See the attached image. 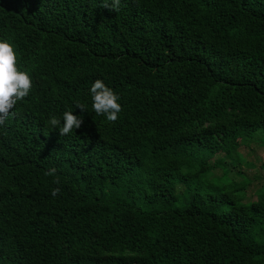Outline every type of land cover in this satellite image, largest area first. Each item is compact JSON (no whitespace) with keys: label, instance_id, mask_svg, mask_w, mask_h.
Listing matches in <instances>:
<instances>
[{"label":"trees","instance_id":"16d2710c","mask_svg":"<svg viewBox=\"0 0 264 264\" xmlns=\"http://www.w3.org/2000/svg\"><path fill=\"white\" fill-rule=\"evenodd\" d=\"M104 3L0 0L32 78L0 125V264H264V161L249 201L225 165L264 145V0ZM96 79L115 123L91 108ZM69 110L83 123L61 136L47 121Z\"/></svg>","mask_w":264,"mask_h":264},{"label":"clouds","instance_id":"9594fccd","mask_svg":"<svg viewBox=\"0 0 264 264\" xmlns=\"http://www.w3.org/2000/svg\"><path fill=\"white\" fill-rule=\"evenodd\" d=\"M121 0H107L103 4L104 8L110 11H119ZM32 89V78L27 71H21L17 67V56L14 47L6 40H0V125L12 113L18 101L24 100ZM91 108L98 116H105L107 121L115 123L118 114L122 111L119 96L101 79H96L90 87ZM75 107L84 112L86 106L79 101L75 102ZM83 123L80 116L74 115L72 111H64L62 120L51 115L47 121L50 129H58L61 136L69 135L75 129H79ZM56 168H49L44 175L55 177L54 183L59 185L60 178L56 176ZM61 189L55 187L51 190V195L56 197Z\"/></svg>","mask_w":264,"mask_h":264},{"label":"rangeland","instance_id":"374dc122","mask_svg":"<svg viewBox=\"0 0 264 264\" xmlns=\"http://www.w3.org/2000/svg\"><path fill=\"white\" fill-rule=\"evenodd\" d=\"M261 134L256 132L254 137L249 139L247 143H241L237 148V152L240 156V160L235 164H231L226 161V167L229 169L226 176L233 182H241L243 179L247 180L244 187L242 201H249L255 198L258 189L262 184V168L260 164L264 161V145L259 141ZM219 155V153H217ZM211 162V159L209 160ZM221 174V168L216 166L210 168L208 178L217 177ZM203 182H206V178H200ZM209 179L208 181H210ZM215 180V179H213ZM222 182V181H221ZM235 195H242V192L236 191ZM264 196V190L261 192ZM175 195L178 196L177 205H180V198L182 195V189L180 186L175 187Z\"/></svg>","mask_w":264,"mask_h":264}]
</instances>
